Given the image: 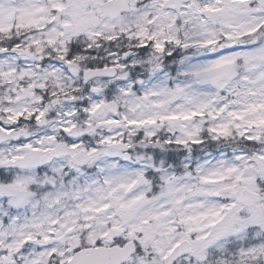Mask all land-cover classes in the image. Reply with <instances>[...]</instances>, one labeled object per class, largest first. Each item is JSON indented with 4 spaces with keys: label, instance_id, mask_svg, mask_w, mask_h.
Segmentation results:
<instances>
[{
    "label": "snow or ice",
    "instance_id": "6c2138e0",
    "mask_svg": "<svg viewBox=\"0 0 264 264\" xmlns=\"http://www.w3.org/2000/svg\"><path fill=\"white\" fill-rule=\"evenodd\" d=\"M0 264H264V0H0Z\"/></svg>",
    "mask_w": 264,
    "mask_h": 264
}]
</instances>
